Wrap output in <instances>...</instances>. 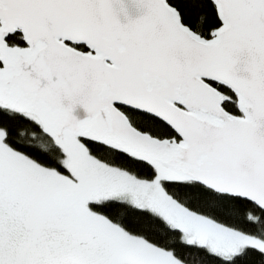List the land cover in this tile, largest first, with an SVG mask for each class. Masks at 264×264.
I'll return each mask as SVG.
<instances>
[{
    "label": "snow or ice",
    "instance_id": "obj_1",
    "mask_svg": "<svg viewBox=\"0 0 264 264\" xmlns=\"http://www.w3.org/2000/svg\"><path fill=\"white\" fill-rule=\"evenodd\" d=\"M0 264H264V0H0Z\"/></svg>",
    "mask_w": 264,
    "mask_h": 264
}]
</instances>
